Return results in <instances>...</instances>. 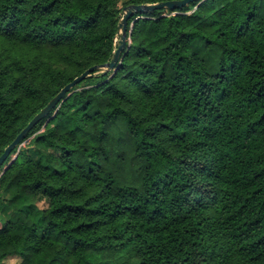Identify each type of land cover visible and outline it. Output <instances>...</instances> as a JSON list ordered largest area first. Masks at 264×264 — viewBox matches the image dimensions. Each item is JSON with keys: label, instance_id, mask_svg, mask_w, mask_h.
Returning a JSON list of instances; mask_svg holds the SVG:
<instances>
[{"label": "trees", "instance_id": "16d2710c", "mask_svg": "<svg viewBox=\"0 0 264 264\" xmlns=\"http://www.w3.org/2000/svg\"><path fill=\"white\" fill-rule=\"evenodd\" d=\"M169 1L0 0V157ZM120 59L0 170V264H264V0L135 15Z\"/></svg>", "mask_w": 264, "mask_h": 264}, {"label": "water", "instance_id": "95a60500", "mask_svg": "<svg viewBox=\"0 0 264 264\" xmlns=\"http://www.w3.org/2000/svg\"><path fill=\"white\" fill-rule=\"evenodd\" d=\"M198 0H178V1H169L162 2L158 4H146V5H130L123 9L122 19L118 26V38L119 44L114 52L113 59L104 65L94 66L88 70H86L82 75L75 78L74 81L66 85L60 93L38 114L34 117V119L28 124V126L16 137V139L5 149L4 153L0 157V170L3 168L7 160L12 156L15 150L18 151L19 147L22 145L21 143L25 140L26 136L46 117L50 115V113L57 108V106L63 102L70 92L79 84H81L85 79L90 77L93 73L98 71H114L117 69V65L119 64L121 54L125 50L128 43V25L130 20L135 15L142 14H150L156 11L161 10H169L176 11L185 9L187 6L197 2ZM141 17H138V20ZM130 34V33H129ZM49 121V120H48ZM47 121V122H48Z\"/></svg>", "mask_w": 264, "mask_h": 264}, {"label": "rangeland", "instance_id": "374dc122", "mask_svg": "<svg viewBox=\"0 0 264 264\" xmlns=\"http://www.w3.org/2000/svg\"><path fill=\"white\" fill-rule=\"evenodd\" d=\"M195 10H196V8H195L194 10L188 12V13H189V14H192ZM164 15H167V16H175V15H177V13H176V12H172V13H171V12H170V13L168 12V13H165ZM119 40H120V39L118 38V42H117V44H119ZM102 72H103V71H99L97 74H101ZM31 139H32V138H31ZM31 139L27 140L26 142H24V143L19 147L18 151H17L15 154L12 155V159H11L10 162H13V161L17 158L19 152H20L22 149H26V148H27V145H29ZM0 175H1V174H0Z\"/></svg>", "mask_w": 264, "mask_h": 264}, {"label": "built area", "instance_id": "2783aa9c", "mask_svg": "<svg viewBox=\"0 0 264 264\" xmlns=\"http://www.w3.org/2000/svg\"><path fill=\"white\" fill-rule=\"evenodd\" d=\"M116 41V43L118 42V38L115 40Z\"/></svg>", "mask_w": 264, "mask_h": 264}]
</instances>
